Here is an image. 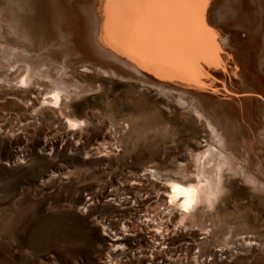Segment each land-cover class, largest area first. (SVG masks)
<instances>
[{"label": "rangeland", "instance_id": "rangeland-1", "mask_svg": "<svg viewBox=\"0 0 264 264\" xmlns=\"http://www.w3.org/2000/svg\"><path fill=\"white\" fill-rule=\"evenodd\" d=\"M55 6L52 0H0V264H170L166 258L176 264H264V248H244L246 238H264V192L238 176L226 179L213 209L200 207L187 227L160 217L165 209L155 195L162 179H144V170L174 172L175 160H184L190 171L192 145L207 143V128L195 118L187 121L186 111L172 116V104L155 88L85 71L81 65L95 60L77 49H48L60 23H53ZM211 14L238 32L253 25L250 43L263 37L264 0H221ZM260 47L253 53L264 75ZM236 54L245 80L256 83L246 61L252 57ZM53 94H61L58 107L47 104ZM184 99L195 110L190 96ZM198 105L215 124L219 117L235 122L222 105ZM61 110L84 126L70 129ZM133 179L143 182L133 185ZM139 194L143 204H132ZM86 204L90 213L82 211ZM142 220L143 226L168 223L166 257L141 253L150 244L144 234L127 235L119 251L111 250L113 230L125 224L138 230ZM124 245L130 248L122 255Z\"/></svg>", "mask_w": 264, "mask_h": 264}, {"label": "bare ground", "instance_id": "bare-ground-1", "mask_svg": "<svg viewBox=\"0 0 264 264\" xmlns=\"http://www.w3.org/2000/svg\"><path fill=\"white\" fill-rule=\"evenodd\" d=\"M52 1L54 5H56L57 11V16L54 17L53 23L54 25L58 21H60V23L56 28V38L46 46L48 49L55 51L61 48L77 49L81 53H84V55L81 56L82 58L86 60H95L93 65H81L83 69L88 70L93 68L100 73L103 72L108 75H113L127 82H138L159 90L164 94L165 100L170 102L173 106V108H167L170 109L171 115L174 114L176 110L186 111L184 117H186L187 121L195 118L198 122L201 121L199 116H204L202 122L205 124L206 128L208 129L209 126H211L216 129V134L224 138L225 141L231 145L228 152L235 158L237 163L241 160L247 161L249 158L254 161L250 170L245 168L243 175H239L237 163L230 161L229 157L224 153L219 151L214 153L212 151L215 145L213 144V133L211 131L207 133L208 139H205L207 142L206 144L201 145L198 142L193 143V169L187 171V162L184 160H175L174 162L176 171H179L181 175H198L200 177V179L196 181V184L200 185L199 193L202 195V199L205 202L190 214H181L179 212L172 213L171 209L173 206L167 204V200L171 196V190L169 189L168 192H165L164 188L167 184L175 183L176 181H158L163 171L152 168L145 169L142 174L143 178H147L144 177L146 174H149L151 177L155 175L160 185L157 187L158 182L156 183L155 195L156 204L164 205L165 209L164 212L162 211L160 217L164 218V215H166L168 218L165 220L169 223L173 218H176V223L180 225L182 215L186 216L187 219L182 227H187L190 221H194L193 218L197 215V210L200 207L208 210L213 209V204L212 207L209 208L207 201L212 198L217 191V183H219L222 193L224 181L232 176L242 178L243 181L253 189H264V167L261 166V161L259 159L262 153H264V99H261V97H264V75L258 72V63L254 60L255 55L253 53L255 51L254 48L261 46L260 51L264 54V34L262 38L250 43L253 25L248 26L249 29H247V31L238 32L237 30L229 29L226 25L220 24L221 27H217L216 29L219 33L218 43L225 49V55L213 60L212 66L202 63L198 71L192 69L190 66H185L183 74H181L180 70H173L174 74L170 79L160 80L157 79V77L160 76L161 73L156 72L153 74L152 72H143L134 63L125 60L117 54L118 51H123L124 49L117 48V42L111 39L107 34L105 27V0H61L60 4H58V0ZM220 2L221 0H213L211 13L214 5ZM246 6L247 4L245 3L244 10ZM61 13L63 14L62 23L60 20ZM64 36L67 37L66 40L62 39ZM235 43H238V45L235 46ZM109 45H111V47H109ZM113 49L117 50L114 51ZM238 51H242L246 58L252 57L251 60L247 59L246 61L251 67L252 75L256 83L245 80V74L240 71L239 67L242 62L240 60V55L236 54ZM228 57H231V59H228ZM2 59L0 55V60ZM260 69L262 71L264 70V58L260 60ZM177 76H179V78H177ZM28 79L29 76L26 74L24 79L26 83ZM209 88H215L217 92L204 90ZM225 89H228V92L235 93L236 95L229 96L225 93ZM184 96H190L195 110L188 105ZM64 99L70 100V97L64 95ZM60 100L61 94H53L52 100L47 104L49 106L58 107ZM198 101H202L207 107L214 106L219 108L221 107L220 105L224 106L235 115V122L230 119L224 120L219 117V124L213 123L211 118L213 114L208 115V113L201 111L200 108L197 107ZM42 103L44 104V101ZM59 114L61 117L65 118L66 123L68 120H73L65 116L62 110ZM164 115L165 113L162 115L163 118L165 117ZM217 125H220V127L217 128ZM126 126L129 125L126 124ZM232 148L240 150L239 155L233 152ZM249 181H251V183H249ZM142 182V180H139L135 185H139ZM143 199L142 194H139L136 196L134 195L133 201L141 205L143 204ZM145 216L149 217L147 213ZM157 219L158 216L156 215V220ZM167 222L164 224L157 221L155 225L148 222L146 225L139 227L138 230L134 229L133 225L125 224L123 228L117 229L116 231L113 230L111 241L114 243L111 244V250H115L114 252L119 251L121 248L120 246H122L121 244H123L121 241L126 240L127 235L135 237L139 234L142 238L140 234H144L148 235L150 244L145 243L146 248H142L141 253L149 251L152 258L154 255L165 256L162 255L161 252L171 239L168 236L169 234H166V231L169 230ZM155 229H162L161 238L163 243L158 244L156 242L157 236L154 231ZM246 240L249 242L251 238L248 237L245 241ZM124 248L125 250L120 252L122 255H125L126 250L130 247L124 245ZM166 259L170 260V264H176L172 262V259Z\"/></svg>", "mask_w": 264, "mask_h": 264}, {"label": "snow or ice", "instance_id": "snow-or-ice-1", "mask_svg": "<svg viewBox=\"0 0 264 264\" xmlns=\"http://www.w3.org/2000/svg\"><path fill=\"white\" fill-rule=\"evenodd\" d=\"M231 2L238 4L239 0H231ZM212 6L213 0H105V27L108 36L117 42V48L124 49L117 52L119 56L131 61L143 72L161 73L157 79L168 80L174 74L173 70H180L183 74L184 67L190 66L198 71L202 63L212 66L213 60L226 54L225 49L218 43L219 33L216 29L221 25L217 24L212 17ZM60 20L62 23V13ZM5 39L7 42H12L7 36ZM17 39L20 37L17 36ZM62 39L66 40L67 37L64 36ZM25 43L28 41L25 40ZM113 50L116 51L117 49ZM21 84L24 87L28 86L24 81H21ZM204 90L217 92L215 88ZM224 91L229 96L236 95L228 92V89ZM199 119L203 121L204 116H199ZM67 124L72 130L84 126L83 121L68 120ZM219 127L220 125H217V128ZM209 131L213 133V144L215 145L212 151L224 153L230 161L237 163L228 152L231 145L216 134V129L209 126L206 129L205 138L208 139L207 133ZM2 132L3 129H0V133ZM17 135L18 133H13V136ZM105 147H113L116 153L121 152V149L115 148L114 145H106ZM232 151L239 155L240 150L237 148H232ZM48 155H52V153H48ZM102 155H111V153L103 152ZM259 159L261 166L264 167V153ZM253 162L251 158L247 161H239L237 163L238 174L243 175L245 168L250 170ZM18 163L24 164L25 161L21 160ZM189 169H191L190 164ZM152 178L155 180V175ZM161 179L163 181H176L167 184L164 188L165 192L171 190L167 204L173 206L172 213L190 214L205 202L199 193L200 185L196 184V181L200 179L198 175H181L179 171L162 172ZM136 182L135 179L132 180L133 185ZM159 186L158 182L157 187ZM258 190L264 191V189ZM219 195H221V191L220 185L217 183V191L207 201L209 208L212 207L215 197ZM131 203L135 204L136 201H131ZM82 211L90 213V205L86 204ZM186 219L187 217L182 215L178 227H182ZM143 224L142 220L141 226ZM154 231L157 236L156 242L158 244L163 243L162 229H155ZM200 238L203 239V237ZM244 248H264V238H261L259 242L254 238L245 244ZM199 251L200 249H197V252Z\"/></svg>", "mask_w": 264, "mask_h": 264}]
</instances>
